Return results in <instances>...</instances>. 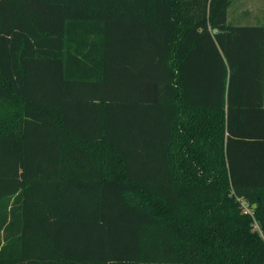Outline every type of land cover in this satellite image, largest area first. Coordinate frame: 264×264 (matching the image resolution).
<instances>
[{"label":"trees","instance_id":"1","mask_svg":"<svg viewBox=\"0 0 264 264\" xmlns=\"http://www.w3.org/2000/svg\"><path fill=\"white\" fill-rule=\"evenodd\" d=\"M231 5L0 0V264H264V23Z\"/></svg>","mask_w":264,"mask_h":264},{"label":"rangeland","instance_id":"2","mask_svg":"<svg viewBox=\"0 0 264 264\" xmlns=\"http://www.w3.org/2000/svg\"><path fill=\"white\" fill-rule=\"evenodd\" d=\"M228 21L234 25L264 23V0H232ZM256 229L258 230V226Z\"/></svg>","mask_w":264,"mask_h":264},{"label":"crops","instance_id":"3","mask_svg":"<svg viewBox=\"0 0 264 264\" xmlns=\"http://www.w3.org/2000/svg\"><path fill=\"white\" fill-rule=\"evenodd\" d=\"M103 73V69L101 71ZM108 76H110V72H108ZM104 76L102 75L101 78H99L98 82H95L94 84H84L83 85V94L86 97V95L91 92L92 94H95L94 96H97V98L100 99H115V91H116V82L114 80L113 76V81H106L103 78ZM91 79V78H89ZM90 90V91H89ZM86 93V94H85ZM88 126V125H85ZM83 130H93V128L90 126L88 127H83Z\"/></svg>","mask_w":264,"mask_h":264},{"label":"built area","instance_id":"4","mask_svg":"<svg viewBox=\"0 0 264 264\" xmlns=\"http://www.w3.org/2000/svg\"><path fill=\"white\" fill-rule=\"evenodd\" d=\"M244 207L247 208V209H245L246 210L245 211L246 213H251L250 210L248 209V207L245 204H244Z\"/></svg>","mask_w":264,"mask_h":264}]
</instances>
